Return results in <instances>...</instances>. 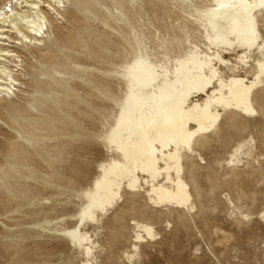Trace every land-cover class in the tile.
Instances as JSON below:
<instances>
[{
    "label": "bare ground",
    "instance_id": "6f19581e",
    "mask_svg": "<svg viewBox=\"0 0 264 264\" xmlns=\"http://www.w3.org/2000/svg\"><path fill=\"white\" fill-rule=\"evenodd\" d=\"M71 1L5 0L0 5V119L9 132L4 136L0 163V206L3 209L5 203L1 186L6 177L12 172L19 176L29 168L25 161L17 159L25 148L28 155L32 153V146L27 144L33 142L34 136L28 121L40 120L35 101L26 98L28 93L20 97L16 92L24 85L39 90L52 79L68 98L77 101L73 104L62 99L56 104L59 120L65 126L60 135L73 137L68 144L77 140V148L87 149V153L99 145L112 153L98 165L100 173L86 191L87 203L79 211V224L62 229L74 245L90 256L94 241L81 229L85 221H97L98 215L113 208L123 194L140 192L143 183L150 187L148 195L154 203L187 207L192 194L183 177L184 160L189 157L186 153L193 152L195 146H208L209 138L219 133L224 116L226 123L244 130L242 117L264 115V0H162L187 14L188 22L196 24L199 33L198 40H189L186 52L167 59L151 56L142 42V33L126 14L123 0H112L118 9L117 15H112L115 25L101 13L109 4L99 0ZM64 18L69 25L63 27L56 21ZM89 19L99 20L109 30L106 36L87 30L84 38L90 43L86 55L100 64L96 69L108 78L87 81L80 77L85 84L80 93L73 85L65 84L81 66L80 61L74 58L69 68L58 66L56 51H63L61 45L69 44L71 49L79 45L73 22L83 25ZM50 31L56 33L54 38ZM121 45L130 58L117 59L115 48ZM113 46L116 47L112 49ZM67 50L70 51L68 47ZM24 51L30 54L29 65ZM256 52L263 56L252 58ZM231 54L236 55L235 59L229 58ZM25 70L27 79H23ZM123 87L126 91L121 97L118 89ZM200 96L206 98L201 101ZM43 121H54V109ZM24 140L26 147L21 143ZM243 147L237 146L231 162ZM75 160L76 168L86 173L89 163ZM51 167L54 176V161ZM186 167L195 184L196 164L191 161ZM51 182L54 184V179ZM137 228L154 236L149 225L137 224ZM136 240L142 241L143 236L138 233Z\"/></svg>",
    "mask_w": 264,
    "mask_h": 264
},
{
    "label": "rangeland",
    "instance_id": "374dc122",
    "mask_svg": "<svg viewBox=\"0 0 264 264\" xmlns=\"http://www.w3.org/2000/svg\"><path fill=\"white\" fill-rule=\"evenodd\" d=\"M4 1L0 0V5ZM123 1L126 14L142 33V42L153 58L167 59L184 53L189 40H198L196 24L189 23L188 15L176 5L164 4L162 0H133L132 4ZM99 2L110 5L108 14L104 10L101 13L115 25L112 15H117L118 9L112 0ZM70 5L69 2L66 9ZM56 22L63 27L69 25L65 18ZM73 25L77 27L80 44L72 49L69 44L59 46L63 51H56L55 64L69 68L74 58L80 61L81 66L65 84L82 93L85 84L80 77L87 81L94 77L108 78L96 69L100 64L86 55L90 46L84 39L86 31L106 36L109 30L99 20L92 19L83 25L77 22ZM50 35L54 38L56 33L50 31ZM115 52L117 59L130 58L123 45L115 48ZM28 53L24 51V60L29 65ZM262 56L256 52L252 58ZM235 57L229 55L230 59ZM23 73V79H27L28 70ZM118 91L122 97L126 89ZM23 92L29 94L26 98L35 101L38 108L35 113L40 120L28 121L34 136L33 142L27 144L32 146V153L28 155L25 148L17 158L29 168L23 169L19 176L12 172L1 186L5 203L3 209L0 206V264H86V261L91 264H264V115L242 117L244 130L226 123L224 116L219 133L209 138L208 146H195L193 152L186 153L190 159L184 160L183 177L192 194L187 207L154 203L148 195L150 187L143 183L140 192L123 194L113 208L98 215L97 221H85L81 229L94 241L92 254L86 256L62 229L79 224V211L87 203L86 191L100 173L98 165L112 153L103 145L87 153V149L77 148L79 141L68 144L73 137L60 135L65 126L59 120L56 104L62 99L73 104L77 101L69 95L68 98L57 82L48 79L39 90L24 85L16 93L23 97ZM198 98L202 101L206 96ZM53 109L54 121L44 122V116ZM2 123L0 119V163L4 136L9 134ZM97 126L103 128L100 123ZM63 141L66 143L61 145ZM21 143L26 144L25 140ZM239 144L244 145L242 152L231 162ZM76 158L89 163L86 173L76 168ZM190 160L196 164L195 184L186 167ZM137 224L151 226L154 236L149 237ZM138 233L143 236L140 242H136Z\"/></svg>",
    "mask_w": 264,
    "mask_h": 264
}]
</instances>
